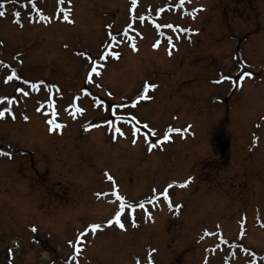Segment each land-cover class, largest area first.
<instances>
[{"label":"rangeland","instance_id":"rangeland-1","mask_svg":"<svg viewBox=\"0 0 264 264\" xmlns=\"http://www.w3.org/2000/svg\"><path fill=\"white\" fill-rule=\"evenodd\" d=\"M0 5V264H264V0Z\"/></svg>","mask_w":264,"mask_h":264},{"label":"snow or ice","instance_id":"snow-or-ice-1","mask_svg":"<svg viewBox=\"0 0 264 264\" xmlns=\"http://www.w3.org/2000/svg\"><path fill=\"white\" fill-rule=\"evenodd\" d=\"M58 2H59L60 4L63 5V4L65 3V0H58ZM67 2L70 4V3H71V0H67ZM189 2H190V0H189ZM132 3L135 4V3H136V0H132ZM0 7H2V5H0ZM202 10H203L202 8H198V9L193 10V12H192V18H193V19L195 18L196 12H198V11H202ZM62 11H63V10H62ZM70 14H71V9L69 8L67 14L63 15V19H64L65 21L69 22V23H73L74 21H72V20L70 19ZM4 15H5V13L2 12V11H0V17H3ZM15 15H16V16H19L20 14H19V12H17V13H15ZM17 22H18V21H17ZM18 23H19V22H18ZM169 27H171V25H169ZM184 31H188V30L185 29ZM124 34L127 35V32H125ZM109 36H110V38H111L112 41H116V37H115L114 35H112L111 32H109ZM170 39H171V38H169V40H170ZM157 46H158V45H154V47H157ZM132 47H133V49L135 50V44H133ZM169 54H171V53H169ZM119 55H120V54H119L118 52H112V51H110V50H107V51H105V53L101 56V59L106 60V59H108L110 56H111V57H114V58H116V59H118V58H119ZM88 59H89L90 61L92 60L91 57H88ZM92 65H93V66L91 67L90 72H91V73H95V75H97V76L100 75V72H99L98 69H97V65H96V62H95V61H92ZM14 75H15V73H13L12 76H8L7 79H8V80H11V79L13 78ZM243 75H244V76H250L251 73L245 72V73H243ZM224 79H229V77H224ZM88 81L91 82V75H89V77H88ZM32 87L35 88L36 85L33 84ZM155 87H156L155 85H151V84L146 83V84H145V93H147V91H148L149 89H152V88H155ZM25 95H27V93H25ZM109 95H110V93H109ZM141 99H150V97L147 96V95H142V96H141ZM96 104H97V106H100V104H102V101H97ZM135 106H136V104L133 103L132 107H135ZM6 111H7V108H6L4 111H0V118H3V117H4ZM77 112H79V113L82 114V113L84 112V109H82V108H78V109H77ZM13 118H14V117H13ZM25 119H28V117H25ZM121 119H122V118H121ZM131 121H135L136 124H139V121L136 120V117H135V116H132V117H131ZM48 123H49V124H52L53 122H52V121H49ZM108 123L111 124L112 121H108ZM63 127H64V125H61V124H55L54 127L49 128V131H55L56 129H60V128H63ZM143 127H144L145 129H148V128H149L148 124H144ZM116 130H117L118 132L120 131V129H116ZM150 131L152 132V135H155V131H154V130H150ZM169 131H175V132L179 133L181 130H180V129H169ZM138 132H139V128H137V127L134 126V127H133V136L135 137L136 134H137ZM120 134L123 135V132H121ZM164 139H165V140L170 139V137L167 135V133L164 135ZM132 142L135 143L136 140L133 139ZM154 146H155V145H153V147H154ZM12 155H13V154H12V152H10V151H0V156H7L9 159H11V158H12ZM105 175L107 176L108 180H110V181L113 180V177H112L111 175H108L107 173H106ZM190 182H191V178H189L187 181H185V182L179 184L178 186L181 187V188H183V187H187L188 183H190ZM169 187H172V185H169ZM97 195H99V194H97ZM163 195H164V198H165L166 200H169V204H170V206H171V201H170V199H169V197H168V193H167V191H165ZM117 198L120 199V200H123V197H119V196H118ZM141 207H142V205H141ZM123 209H124V205H123V203H122V204L120 205V211H118V212L116 213V215H115V224L119 225V227H120L121 229H123V228L125 227L124 223L121 222V214H122V212H123ZM108 223H109V224H112L113 221L109 220ZM133 226H135V220H134V218H133ZM99 228H100V225H99V224H93V225L91 226L92 233L94 234V233L96 232V230L99 229ZM30 230H31L33 233H36V232H37V228H36L35 226H32ZM83 236H85V233L82 232V233L80 234V237H83ZM80 237H77V240H79ZM33 240H34V242H38V241L35 240V237L33 238ZM69 243H72V241H69ZM76 251H77V253H79V252L81 251V249H80V248H77ZM152 251L154 252L155 249H153Z\"/></svg>","mask_w":264,"mask_h":264}]
</instances>
